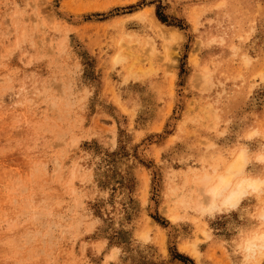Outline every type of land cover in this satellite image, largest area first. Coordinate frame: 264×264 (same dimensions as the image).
<instances>
[{
    "label": "rangeland",
    "instance_id": "obj_1",
    "mask_svg": "<svg viewBox=\"0 0 264 264\" xmlns=\"http://www.w3.org/2000/svg\"><path fill=\"white\" fill-rule=\"evenodd\" d=\"M256 128L264 0H0V264H196L193 238L229 264L256 202L212 221L181 190Z\"/></svg>",
    "mask_w": 264,
    "mask_h": 264
},
{
    "label": "clouds",
    "instance_id": "obj_2",
    "mask_svg": "<svg viewBox=\"0 0 264 264\" xmlns=\"http://www.w3.org/2000/svg\"><path fill=\"white\" fill-rule=\"evenodd\" d=\"M180 199L196 215L212 221L230 215L243 200H254V209L246 210L240 223L228 226L229 236L220 246L227 249L229 264H264V131L245 130L227 151L213 152L202 158L200 166L189 168ZM182 250L196 264H204L199 239L187 240ZM117 260L114 253L110 264Z\"/></svg>",
    "mask_w": 264,
    "mask_h": 264
},
{
    "label": "bare ground",
    "instance_id": "obj_3",
    "mask_svg": "<svg viewBox=\"0 0 264 264\" xmlns=\"http://www.w3.org/2000/svg\"><path fill=\"white\" fill-rule=\"evenodd\" d=\"M146 10L151 11L148 8ZM153 22H154L155 26L158 28L159 33L162 36H165V35L177 36V35H179V31L177 29H166L165 25L164 24H160L159 22H157V20L155 18H153ZM172 218L176 219L177 215H174ZM117 251H118V249L113 250V252L111 253L110 257L113 258V254L114 253L117 254Z\"/></svg>",
    "mask_w": 264,
    "mask_h": 264
}]
</instances>
